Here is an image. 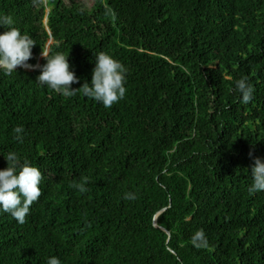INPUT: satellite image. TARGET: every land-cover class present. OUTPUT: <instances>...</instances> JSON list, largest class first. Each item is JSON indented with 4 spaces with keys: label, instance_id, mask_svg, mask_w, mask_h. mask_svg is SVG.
Segmentation results:
<instances>
[{
    "label": "trees",
    "instance_id": "obj_1",
    "mask_svg": "<svg viewBox=\"0 0 264 264\" xmlns=\"http://www.w3.org/2000/svg\"><path fill=\"white\" fill-rule=\"evenodd\" d=\"M0 15L37 43L28 63L50 38L49 55H69L73 89L98 53L128 69L111 108L40 85L39 68L0 70V169L15 151L44 174L24 224L0 213V264H264V192H248L264 159V0H0Z\"/></svg>",
    "mask_w": 264,
    "mask_h": 264
},
{
    "label": "clouds",
    "instance_id": "obj_2",
    "mask_svg": "<svg viewBox=\"0 0 264 264\" xmlns=\"http://www.w3.org/2000/svg\"><path fill=\"white\" fill-rule=\"evenodd\" d=\"M46 22H47V18ZM16 21L11 15H0V70L7 74L17 73L18 68H39L40 74L36 81L47 86L57 93L71 97L77 90H82L87 98L102 104L105 108H111L114 104L123 100L127 94V67L113 55L101 52L95 56V66L92 69L91 84L85 82L79 89H73V84H79L80 78L72 70L69 55L56 53L48 54V47L37 57L35 65L28 63L33 58V47L37 44L27 33L15 26ZM42 54V55H41ZM46 63L40 65L41 58ZM30 70V71H33ZM235 91L239 93L240 102L248 104L253 101L255 87L247 78H241L235 82ZM15 138L22 142L25 134L24 127L14 128ZM5 157V156H4ZM7 167L0 169V213H6L19 224H24L30 215L32 205L39 201L43 194L42 183L44 174L41 169L28 160H22L15 151H9L5 157ZM251 184L248 187L249 194L264 192V159H254L251 168ZM88 180L82 178L81 182L73 183L71 187L81 193L87 191ZM135 194L127 193L126 200H134ZM197 247H206L208 240L201 229L193 237ZM46 264H62L58 256H51Z\"/></svg>",
    "mask_w": 264,
    "mask_h": 264
},
{
    "label": "rangeland",
    "instance_id": "obj_3",
    "mask_svg": "<svg viewBox=\"0 0 264 264\" xmlns=\"http://www.w3.org/2000/svg\"><path fill=\"white\" fill-rule=\"evenodd\" d=\"M78 1H80L82 4H84L87 8H90V9L92 8L93 3H94V0H78ZM44 23L46 24V19H44ZM49 41H51V40H49ZM49 41H48V43H49ZM47 47H48V44H47ZM26 70L30 71V70H33V68L32 69H26Z\"/></svg>",
    "mask_w": 264,
    "mask_h": 264
}]
</instances>
